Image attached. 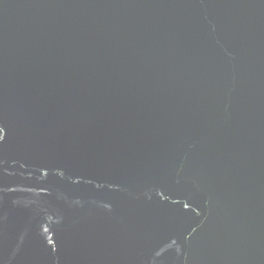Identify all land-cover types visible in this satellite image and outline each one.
<instances>
[{
	"label": "water",
	"instance_id": "water-1",
	"mask_svg": "<svg viewBox=\"0 0 264 264\" xmlns=\"http://www.w3.org/2000/svg\"><path fill=\"white\" fill-rule=\"evenodd\" d=\"M161 3L0 0V264H210V230L224 252L264 241L259 92Z\"/></svg>",
	"mask_w": 264,
	"mask_h": 264
},
{
	"label": "bare ground",
	"instance_id": "bare-ground-1",
	"mask_svg": "<svg viewBox=\"0 0 264 264\" xmlns=\"http://www.w3.org/2000/svg\"><path fill=\"white\" fill-rule=\"evenodd\" d=\"M160 1L171 17V26H176L174 29H178L182 36L189 41L195 38L196 44L203 50H207L208 55L214 53L217 55L222 52L230 54L231 57L225 59L223 75L235 91L241 92L246 87L249 88L248 83H250L255 92H259L257 95L261 103L257 106V111L263 114L264 125V82L261 84L264 74L260 75L256 72L259 68L264 70V53L261 54L264 50L257 51L258 43H261V48H264V0ZM192 34L195 37L191 40ZM236 41H241L244 47ZM234 44L238 47L237 52L234 51ZM255 175V178L260 175V178L264 180V167L260 169V173ZM253 181V184H256L255 179ZM260 184L263 185V182ZM261 193L258 198L257 196L249 198L246 203L249 205V201L258 202L259 200L260 202L261 200L264 206V189H261ZM246 198L248 199V194ZM210 217L212 219V216ZM260 218L261 221L258 223L264 228V212L257 214V219ZM209 235L207 241L212 240V253L217 255L210 261V264L213 261L216 263L212 264H221V262L222 264H237L236 259L242 260L239 264H264V241H259V236L250 246L248 243H243L236 250L232 249L233 246L229 239L220 238L222 244L230 247L229 252H224L223 245L215 246L218 243L213 239L216 230H210ZM251 238L253 239L254 235ZM234 239L235 237L232 240ZM253 250H256L253 254L254 258L250 255Z\"/></svg>",
	"mask_w": 264,
	"mask_h": 264
}]
</instances>
